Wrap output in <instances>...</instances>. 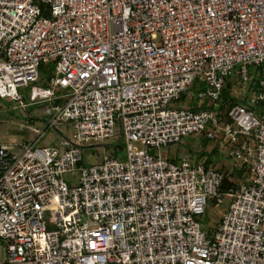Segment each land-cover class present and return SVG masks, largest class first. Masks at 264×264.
<instances>
[{
  "label": "built area",
  "instance_id": "built-area-1",
  "mask_svg": "<svg viewBox=\"0 0 264 264\" xmlns=\"http://www.w3.org/2000/svg\"><path fill=\"white\" fill-rule=\"evenodd\" d=\"M0 100L47 118L0 144V264H264V0H0ZM197 134L232 164L167 155Z\"/></svg>",
  "mask_w": 264,
  "mask_h": 264
},
{
  "label": "rangeland",
  "instance_id": "rangeland-1",
  "mask_svg": "<svg viewBox=\"0 0 264 264\" xmlns=\"http://www.w3.org/2000/svg\"><path fill=\"white\" fill-rule=\"evenodd\" d=\"M45 66V65H44ZM198 91H195V96H197ZM195 101V100H194ZM177 105V104H176ZM196 105L195 102L192 104ZM179 107L185 106L184 102L178 104ZM44 106H30L25 109L18 107V104L12 101L0 100V144L11 145L13 148V143H22L26 140L32 138V134L29 131L23 133L19 132L21 126L29 127L33 125L35 128H42L44 121L47 119L44 111ZM33 119V120H31ZM69 127V126H68ZM67 126L60 127L57 130H48L46 137L41 141L40 146H57L59 140L61 139L60 132L69 133ZM113 141H120L119 137H116ZM113 141H108L105 143L106 146H89L82 148V165L89 166L101 161L106 150L108 152H113L111 143ZM215 143L212 140L205 139L201 134L193 135L189 138H185L181 143L172 145L168 148L167 155L179 156L180 152L184 153L189 161L191 162H201L209 167H215V165L221 166L224 161L227 164H232V160L229 157H225L223 151L219 148L216 152L212 151L215 148ZM137 148H142L139 144L136 145ZM217 165V166H218ZM227 166V165H226ZM225 165L219 167V169L227 168ZM229 166V165H228ZM217 168V167H216ZM238 174V171L235 172ZM72 179L79 178V172L75 171L70 174H65L64 179L70 182ZM229 206V199H224L223 202L215 208L210 205L206 211L207 225H211L212 220L217 221L218 217L226 212Z\"/></svg>",
  "mask_w": 264,
  "mask_h": 264
},
{
  "label": "trees",
  "instance_id": "trees-1",
  "mask_svg": "<svg viewBox=\"0 0 264 264\" xmlns=\"http://www.w3.org/2000/svg\"><path fill=\"white\" fill-rule=\"evenodd\" d=\"M40 73H41V76L43 79L45 78H48L51 74H52V66L50 65H42L40 67ZM258 77H260V75L257 74ZM258 81L255 79L254 82H253V85H255V87H257V84ZM229 92H230V85L227 84L226 87L224 88L223 90V94H222V97H221V100L218 101V102H215L213 104H210V107H215V108H222L224 104H229V105H233V104H237V103H244V102H240L236 99H232L229 95ZM213 151H215V148L213 149ZM237 175V174H236ZM231 175H226V178H225V183H227L229 181V178H230ZM226 184L223 185V189L225 188Z\"/></svg>",
  "mask_w": 264,
  "mask_h": 264
},
{
  "label": "crops",
  "instance_id": "crops-1",
  "mask_svg": "<svg viewBox=\"0 0 264 264\" xmlns=\"http://www.w3.org/2000/svg\"><path fill=\"white\" fill-rule=\"evenodd\" d=\"M204 106L206 105V104H203ZM208 105H210V104H208ZM216 150H219V146H218V144L217 143H215V152H216ZM212 151H213V148H212ZM214 152V151H213ZM223 154H224V156L225 157H228L227 156V154L223 151ZM182 156H184V153L182 152H180V155L179 156H171V159L172 160H174V161H178ZM218 165V164H217ZM217 165H215V167H217V168H221V167H223L224 165L226 166V167H228V165H230V164H227V163H225V161H224V163L221 165V166H217ZM222 169H224V168H222Z\"/></svg>",
  "mask_w": 264,
  "mask_h": 264
}]
</instances>
